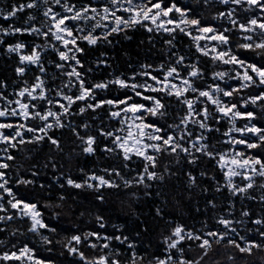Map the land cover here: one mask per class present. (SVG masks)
<instances>
[{
  "label": "snow or ice",
  "instance_id": "snow-or-ice-1",
  "mask_svg": "<svg viewBox=\"0 0 264 264\" xmlns=\"http://www.w3.org/2000/svg\"><path fill=\"white\" fill-rule=\"evenodd\" d=\"M216 3L203 0L208 8ZM218 3L223 10L212 14L213 22L181 0H13L0 8V46L15 58L14 79L10 83L8 77L0 78V144L4 145L0 148V233L14 236L20 229L9 226L13 221L24 222L28 232L39 234L50 246L49 252L60 243L72 257L67 264H204L214 244L226 243L241 253L264 248V214L254 216L243 204L237 212L235 199L264 203V194L252 195L256 178L264 177V0ZM225 19L231 27L214 22ZM138 28L147 34L149 43L166 34L161 46L167 55L136 68L130 66L128 72L113 71L96 78L95 69L84 59L89 47L111 45L117 35L130 40L128 32ZM233 35L240 40L234 42ZM179 36L187 37L189 45L178 44ZM94 60L98 66L113 63L108 51H101ZM209 63L220 68L209 71ZM45 143L50 152L42 167L56 170L52 180L59 187L55 205L48 197L41 207L39 198L18 190L37 184L40 166L31 165L28 176L17 171L10 177V162L17 159L10 149L19 152L28 145ZM66 147L70 158L73 153L115 157L121 166L80 167L82 176L74 178L56 162ZM165 154L176 160H166L161 172ZM203 158L214 162L223 183L201 164ZM134 160L135 174L128 178L123 169L130 168ZM181 161L185 167L174 172ZM164 173L184 177L181 191L175 186L167 192L153 191L156 184L163 189ZM118 181L125 188L143 185V198L157 201L150 209L152 216L170 225L167 234H161L163 252L141 253L137 247L150 225L139 211L134 236L125 234L128 230L123 224L114 226L110 234L105 217L97 214V229L75 228L54 242L53 236L61 229L44 213L59 207L76 215V199L66 188L95 190V200L103 202L100 190L118 189ZM45 188L41 180L39 189L43 192ZM259 190L264 193V182ZM184 192L189 201L193 194L211 196L205 199L204 208L214 214L215 227L205 222L197 230L171 218L169 197L183 200ZM52 215L59 219L61 213ZM253 232L255 237L247 234ZM193 247L198 250L195 261L188 251ZM93 250L95 254L89 255ZM0 264L65 262L40 256L29 243L8 241L7 248L0 250Z\"/></svg>",
  "mask_w": 264,
  "mask_h": 264
},
{
  "label": "trees",
  "instance_id": "trees-1",
  "mask_svg": "<svg viewBox=\"0 0 264 264\" xmlns=\"http://www.w3.org/2000/svg\"><path fill=\"white\" fill-rule=\"evenodd\" d=\"M13 0H0V8H6ZM182 4H187L190 7L196 8L197 11L201 12V14L205 17L206 20L213 22L212 14L217 10H223V6L216 3L215 7H205L203 5V0H181ZM21 17H26V13H21ZM12 20H9L8 23H12ZM215 23L223 24L226 27H231V25L227 24L226 19L223 21H214ZM0 23H3V20L0 19ZM128 35L131 37L130 40H125L123 36L117 35L113 40L111 45H102L99 48L89 47L88 55L84 57L86 63H88L91 67L95 69L96 78H103L113 71L117 72H128L129 67L136 68L139 64L144 63L146 60L148 62H152V60L156 59L160 56H166L167 50L165 47L161 46V40L167 39V35L163 36H155L154 41L149 43L147 40V34L144 32L142 28H138L136 30H132L128 32ZM233 41L240 40L239 35H233ZM8 42H13V40H9ZM177 43L181 46L189 45V39L184 36H179L177 39ZM187 51V48L185 49ZM101 51H108L110 59L112 60L111 66H98L95 64L94 58L99 55ZM194 52L195 49L192 48ZM253 53L248 52V56H252ZM259 59L258 57H256ZM15 63V58L10 56L3 48L0 46V78L8 77L9 81L14 79L13 73L11 71L12 65ZM209 71L218 70V64L209 63L207 65ZM31 75V73H29ZM11 92V88L9 89ZM224 127H227V121H224ZM59 134V133H58ZM65 137L67 136V132H65ZM66 142V141H65ZM17 159L10 163L13 164L12 169L9 171V176L14 177V175L19 171V174L28 176L30 173L28 172V168L37 164L39 167L40 175L35 177L37 180L36 185H25L20 186L19 191L28 196L29 198H39L40 206L44 207V201L48 197H51L53 204L56 202V189L59 187L52 180V175L56 173L55 169L51 168H43L42 165L45 162L46 155L49 154L50 148L47 143L43 145H28L27 148H22L19 152L14 149H10ZM69 148H65V152L63 154L56 156V162L58 164H62V170L66 173L73 175L74 178L81 177L82 174L79 172V168L82 167L85 170L94 169L98 170L99 167H105L108 165L112 166H121V161L115 157H110L105 159L103 156L99 155H83L78 153H73L71 158L68 155ZM171 159L172 161L176 160V157L169 158L167 154H165L161 158V167L158 171H164V163L166 160ZM201 164L206 167L210 173H214L218 179H222V173L215 166L214 162H209L207 158H203L201 160ZM136 167L135 160L133 161L130 168H124V174L128 178H132L134 176V169ZM185 167L184 163L181 161L176 167L173 168L175 172L177 168ZM197 173L201 171L200 168L196 169ZM166 176V182L161 189L159 184L153 185V191H161L167 192L173 186H175L176 191H181V184L186 183L184 181V177L181 176H167V173H164ZM204 183H209L208 178H202ZM44 181L46 184V188L43 192L39 189V182ZM63 183V180H61ZM120 183V188L118 189H101L102 193L105 196V200L103 202L96 201L92 193L95 190L92 189H74V188H66L65 191L67 194H71L74 199H76V205L74 206V210L76 211V215H68L59 207H52L45 209V217L50 220L53 224H58L61 231L59 235H54L53 240L61 241L64 236L70 235L72 230L75 228H79L81 230L87 228L97 229L98 225L96 223V215H103L107 221L106 230L111 234L114 226L116 225H125V228L128 230L125 234H129L134 236L135 232L138 230L136 228V221L138 217L135 215L137 211L142 212L144 217H147L150 221L149 229L147 231H143L142 235L139 238V243L137 247L141 251V253L153 252L159 255L163 252V241L161 239V234H167L166 229L170 227L167 223V220L160 221L154 219L152 216L150 209L157 204V201L152 198L144 199L143 191L144 186H131L130 188L123 187V182L118 181ZM214 183V182H213ZM259 185V182L257 183ZM51 189V191H49ZM199 188L196 189V192H199ZM135 193V195H133ZM76 194H79L76 196ZM225 195H227V190H225ZM264 193H261L259 190V186H256V189L252 192L253 196H259ZM184 199L179 200V197H169L171 203L168 206V212L171 215V218L175 221H180L190 227H194L197 230L201 229L202 224L206 222L209 228L215 227V222L213 220V213L206 212L204 208L205 199L211 198L209 194H193L191 201L188 200L187 192L183 193ZM236 208L237 212L240 209L241 204L248 207L254 216L264 214V203H261L258 199L256 200H248L243 199L241 197H236ZM163 198H161L162 202ZM73 203L72 199L67 201V204L71 205ZM197 207L199 211H197ZM60 212L61 215L59 219H56L52 213ZM80 212H85L84 216H80ZM17 227L20 229L18 233L14 236H9L7 232L0 233V241H4V243H0V250L6 249L8 246V241L15 244L18 241H23L29 243L31 246L35 247L40 256L50 257L52 259L57 260L58 262L63 261L67 264L68 261L72 259V257L67 256L66 252L62 249L60 243H55V247L52 252L48 251L49 245H45L39 237V234H33L28 232L27 224L24 222L13 221L9 226ZM249 227H252L249 225ZM118 231H122V229H117ZM251 236H256V233H247ZM116 246H119V242L116 243ZM186 246V245H185ZM126 247V246H125ZM214 251L210 253L209 258L205 260L204 264H264V248H254L252 253H241L238 249H233L231 246H228L226 243L222 245H213ZM218 249V252L216 251ZM110 251V250H109ZM189 256L194 261L198 255V250L193 247L189 249ZM63 253V254H62ZM94 250L89 252V255H94ZM130 255V253L125 254V259ZM234 256V260H230L228 257Z\"/></svg>",
  "mask_w": 264,
  "mask_h": 264
},
{
  "label": "rangeland",
  "instance_id": "rangeland-1",
  "mask_svg": "<svg viewBox=\"0 0 264 264\" xmlns=\"http://www.w3.org/2000/svg\"><path fill=\"white\" fill-rule=\"evenodd\" d=\"M166 35V34H165ZM185 46H187V45H185ZM218 67H220V65H218ZM225 67H230V66H225ZM4 145H2V144H0V148H2ZM240 177L239 176H237L236 178H235V180L237 181V182H239L240 181ZM256 180H257V183L259 182V185L262 183V182H264V177H257L256 178ZM259 185H257V186H259Z\"/></svg>",
  "mask_w": 264,
  "mask_h": 264
}]
</instances>
